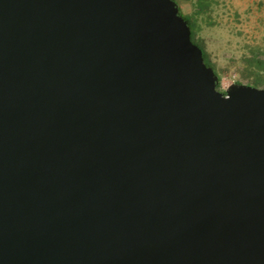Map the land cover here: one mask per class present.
<instances>
[{
    "label": "water",
    "instance_id": "obj_1",
    "mask_svg": "<svg viewBox=\"0 0 264 264\" xmlns=\"http://www.w3.org/2000/svg\"><path fill=\"white\" fill-rule=\"evenodd\" d=\"M191 33L175 0H0V264H264V88Z\"/></svg>",
    "mask_w": 264,
    "mask_h": 264
},
{
    "label": "rangeland",
    "instance_id": "obj_2",
    "mask_svg": "<svg viewBox=\"0 0 264 264\" xmlns=\"http://www.w3.org/2000/svg\"><path fill=\"white\" fill-rule=\"evenodd\" d=\"M220 77L217 88L255 86L264 74V0H176ZM260 61L263 64H260ZM264 88V83L260 86Z\"/></svg>",
    "mask_w": 264,
    "mask_h": 264
},
{
    "label": "trees",
    "instance_id": "obj_3",
    "mask_svg": "<svg viewBox=\"0 0 264 264\" xmlns=\"http://www.w3.org/2000/svg\"><path fill=\"white\" fill-rule=\"evenodd\" d=\"M175 1H176V0H175ZM179 11H180V14H181V15H182V16L188 21V23H189V25H190V27H191V31H192V33H191L192 40H193L195 43H197V44L203 49L204 59H205L207 65L212 66V67L214 68L215 72L217 73L215 66H214V65L211 63V61H210V58H209V55H208L206 49H205V48H204V47H203V46H202V45L196 40V31H195V29H194V26H193L192 20H191L190 18H188L187 16H185V15L182 13V10L180 9V7H179ZM260 64L262 65L263 62L260 61ZM263 65H264V64H263ZM217 74H218V73H217ZM219 80H220V77H219ZM262 83H264V74L261 75V76H258V78H257V82H256L255 86H260Z\"/></svg>",
    "mask_w": 264,
    "mask_h": 264
}]
</instances>
